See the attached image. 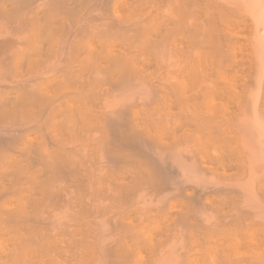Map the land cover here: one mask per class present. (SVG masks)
I'll return each mask as SVG.
<instances>
[{
  "label": "bare ground",
  "instance_id": "6f19581e",
  "mask_svg": "<svg viewBox=\"0 0 264 264\" xmlns=\"http://www.w3.org/2000/svg\"><path fill=\"white\" fill-rule=\"evenodd\" d=\"M2 164L0 264H264V0H0Z\"/></svg>",
  "mask_w": 264,
  "mask_h": 264
},
{
  "label": "rangeland",
  "instance_id": "374dc122",
  "mask_svg": "<svg viewBox=\"0 0 264 264\" xmlns=\"http://www.w3.org/2000/svg\"><path fill=\"white\" fill-rule=\"evenodd\" d=\"M1 169L4 170V171H6V170H8L9 168L7 167V165H3V164H2V166L0 167V170H1ZM10 177H11V176H10ZM10 177H9V178H10Z\"/></svg>",
  "mask_w": 264,
  "mask_h": 264
}]
</instances>
